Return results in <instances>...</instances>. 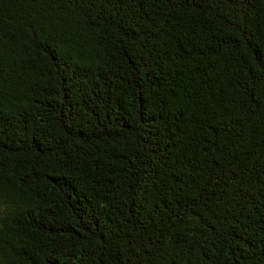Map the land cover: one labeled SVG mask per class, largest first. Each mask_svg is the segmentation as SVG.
I'll use <instances>...</instances> for the list:
<instances>
[{"label":"trees","instance_id":"trees-1","mask_svg":"<svg viewBox=\"0 0 264 264\" xmlns=\"http://www.w3.org/2000/svg\"><path fill=\"white\" fill-rule=\"evenodd\" d=\"M0 264H264V0H0Z\"/></svg>","mask_w":264,"mask_h":264}]
</instances>
